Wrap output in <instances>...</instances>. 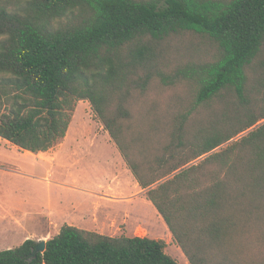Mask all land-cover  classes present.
I'll return each mask as SVG.
<instances>
[{"label": "trees", "instance_id": "trees-1", "mask_svg": "<svg viewBox=\"0 0 264 264\" xmlns=\"http://www.w3.org/2000/svg\"><path fill=\"white\" fill-rule=\"evenodd\" d=\"M79 100L189 264H227L264 224V0H0V138L47 151ZM36 244L0 264H179L71 225Z\"/></svg>", "mask_w": 264, "mask_h": 264}, {"label": "rangeland", "instance_id": "rangeland-1", "mask_svg": "<svg viewBox=\"0 0 264 264\" xmlns=\"http://www.w3.org/2000/svg\"><path fill=\"white\" fill-rule=\"evenodd\" d=\"M182 42L186 47L200 43L193 37H183ZM69 126L67 138H62L46 152L33 155L26 154L25 150L0 138V250L18 246L26 239L38 242L55 235L40 232L44 229L45 219L42 202L48 194H57L55 188L49 193L46 180L42 181L46 176V166V177L50 180L62 177L63 174H69V180L72 176L77 178V175L82 179H99L114 171L112 151H118L117 147L111 139L109 145L112 148L102 143L101 135L94 143V135L108 132L92 112L87 100L76 102ZM60 194L70 197L66 191ZM131 214L127 216L130 222L128 225L120 219L108 221L107 234L124 235L122 231L130 233L132 228L133 235L144 236L146 231L157 232L156 239H162L166 244L164 251L179 264H189L169 230V237L164 234L163 223L158 225L157 221L148 219L150 212L147 207L134 209ZM254 230L250 239L243 243H239L237 237L232 239L233 253L226 258L227 264H264V224Z\"/></svg>", "mask_w": 264, "mask_h": 264}, {"label": "crops", "instance_id": "crops-1", "mask_svg": "<svg viewBox=\"0 0 264 264\" xmlns=\"http://www.w3.org/2000/svg\"><path fill=\"white\" fill-rule=\"evenodd\" d=\"M69 127L63 138H67ZM100 135L102 136L101 142L109 145L110 136L106 132L94 135V143ZM109 146L112 148L111 145ZM25 153L29 155L35 154L26 150ZM112 162L114 171L106 173L103 178L99 179L90 177L82 179L77 175V178L72 176V179L69 180L67 179L69 174H63L65 176L60 174L62 177L50 180L46 177L48 172L46 166V176L42 178V181L46 180L44 182L47 184L49 193L55 188L57 194H48L42 202L41 206L45 219L43 222L44 229L40 230V232L57 234L61 226L71 225L107 236H116L110 233L107 234L108 221L120 219L128 225L130 223L128 217L132 215L131 212L134 209L147 207L150 212L148 219L157 221L158 225L163 223V232L169 237L167 231L169 229L163 218L147 199L145 190L138 185L136 179L126 167V163L119 151L115 149L112 151ZM28 176L31 177V174ZM63 191L68 192L70 197L66 198L61 195L60 193ZM133 230L134 228L130 230V233L122 231L124 233L123 236L143 237L142 235H133ZM156 236H158V233L151 231H146L144 235V237L152 239H156Z\"/></svg>", "mask_w": 264, "mask_h": 264}, {"label": "water", "instance_id": "water-1", "mask_svg": "<svg viewBox=\"0 0 264 264\" xmlns=\"http://www.w3.org/2000/svg\"><path fill=\"white\" fill-rule=\"evenodd\" d=\"M45 240H39L34 248V252L43 253L45 250Z\"/></svg>", "mask_w": 264, "mask_h": 264}]
</instances>
